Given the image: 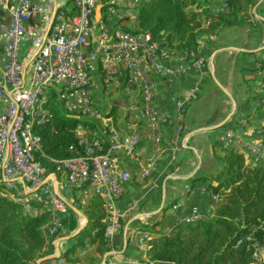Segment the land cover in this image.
I'll list each match as a JSON object with an SVG mask.
<instances>
[{
    "label": "built area",
    "instance_id": "built-area-1",
    "mask_svg": "<svg viewBox=\"0 0 264 264\" xmlns=\"http://www.w3.org/2000/svg\"><path fill=\"white\" fill-rule=\"evenodd\" d=\"M142 1L0 0V10L9 17L0 35V191L20 204L28 216L47 213L43 233L48 252L44 251V257L35 264L44 258L66 264L62 255L73 234L85 227L84 209L93 199L101 203L106 223L104 240L108 251L100 264H151L146 257H125L126 246L119 241L123 215L116 205L131 179L122 161L135 165L140 182L155 171L161 154L162 126L168 119L158 101L161 84L172 83L191 69H203L207 64L205 41L214 37L204 35L195 52L175 55L150 34L140 31L137 17ZM187 10L201 16L203 29L211 25L212 16L228 13L224 3L193 4ZM172 60L178 61L177 66L167 65ZM97 91L111 100L122 96L129 100L126 132L115 125L111 107L106 111L99 108ZM255 94L262 96L264 104V81L257 84ZM53 99L61 104L68 119L80 123L74 131L78 146L75 156L49 169L41 163V139L34 129L52 119ZM175 107L176 123L181 125L185 105L176 101ZM141 141L155 146L146 161L140 157ZM233 143L247 164L264 161V127L249 136L225 130L220 145L230 149ZM185 147L187 140L171 150L177 153ZM221 199L211 194L210 211L193 209L188 217L164 232L170 234L181 224L211 218ZM178 207L179 204L173 209ZM74 219L76 229L70 232L64 222L68 225ZM64 231H69L68 241L62 236ZM129 233L140 246L153 234L140 227ZM89 251L79 249L78 257L84 258ZM254 256L260 260L264 248Z\"/></svg>",
    "mask_w": 264,
    "mask_h": 264
},
{
    "label": "trees",
    "instance_id": "trees-1",
    "mask_svg": "<svg viewBox=\"0 0 264 264\" xmlns=\"http://www.w3.org/2000/svg\"><path fill=\"white\" fill-rule=\"evenodd\" d=\"M258 1L222 0L228 13L212 16L211 25L203 29L201 16L188 12L187 7L207 5V0H143L138 8V26L161 47L182 55L195 52L202 36L215 39L222 29L237 25L240 13L245 18H253L251 10ZM210 42L206 40L205 45L210 46ZM50 111V122L36 127L34 132L41 139L44 154L41 163L53 169L54 163L75 156L74 149L78 146L74 131L80 122L68 119L61 104L54 99ZM219 148L217 160L221 170L216 175L200 178L207 183L211 194L222 197L213 216L181 224L168 236L151 237L146 251L151 264H264V256L260 260L254 256L264 248V161L249 165L240 153L221 145ZM84 214L85 227L70 239L62 255L67 264H100L108 251L101 203L93 199ZM47 222V213L28 216L20 204L0 191V264H35L44 257L47 241L43 227ZM64 225L72 232L77 222L74 219ZM142 228L148 229V226ZM85 245L93 248V256L87 262L74 255L75 249Z\"/></svg>",
    "mask_w": 264,
    "mask_h": 264
},
{
    "label": "crops",
    "instance_id": "crops-1",
    "mask_svg": "<svg viewBox=\"0 0 264 264\" xmlns=\"http://www.w3.org/2000/svg\"><path fill=\"white\" fill-rule=\"evenodd\" d=\"M208 1L212 5L222 2ZM251 14L253 18L246 19L240 13L237 25L222 29L217 38L210 40L211 45L204 52L207 64L203 69H191L186 76L161 84L158 101L168 119L162 126L161 154L156 169L140 182L133 163L122 161L121 165L131 173L125 194L116 205L117 211L123 215L121 221L125 222L121 226L123 236L120 234L119 241L125 244L126 253L133 250L137 256L146 253L147 244L141 247L130 236L129 231L133 228L162 233L188 217L193 209L210 211L213 205L211 192L200 178L216 175L221 170L217 156L221 153L219 146L223 132L231 129L237 135L249 136L264 127L262 96L255 94L257 84L264 81V0L256 3ZM8 22V15L0 10V35ZM177 64V60L167 63L169 67ZM1 67L0 51V75ZM97 92L99 108L106 111L111 107L115 125L126 132L130 123V116L126 113L129 100L123 96L111 100L101 91ZM176 101H182L186 109L181 125L176 123ZM185 140L187 147L172 153L171 148ZM154 147L141 141V159L148 160ZM230 149L239 153L235 143ZM177 204L179 207L173 209ZM143 225L148 229H143ZM64 234L63 238L68 241L69 231ZM45 251L48 252V247ZM56 262L44 258L40 264Z\"/></svg>",
    "mask_w": 264,
    "mask_h": 264
},
{
    "label": "rangeland",
    "instance_id": "rangeland-1",
    "mask_svg": "<svg viewBox=\"0 0 264 264\" xmlns=\"http://www.w3.org/2000/svg\"><path fill=\"white\" fill-rule=\"evenodd\" d=\"M121 224V226H124V224H125V222L124 221H121L120 222ZM162 235H166V236H168L169 234H167V233H165V232H162V233H153L152 234V239L153 238H159L160 236H162ZM62 236H65L64 234H62ZM73 236H74V234H73ZM70 243L71 242H68V246L70 245ZM151 242L150 241H148L146 244V251L148 250V246H149V244H150ZM120 244H122V240L120 241ZM81 248H85V249H90V251L89 252H86V259H82L83 260V262H87V261H89L90 260V258L93 256V248L91 247V246H89V245H85V246H83V247H79V248H77L78 250L79 249H81ZM77 249H75V251H74V255H77L76 253L78 252V250ZM138 250V249H137ZM124 255H125V257H130V258H133V259H136V260H142L143 259V257H146V258H148L147 256H146V253L144 254V253H142V254H140V255H136V252L133 250V251H131V253H126V251H125V253H124Z\"/></svg>",
    "mask_w": 264,
    "mask_h": 264
},
{
    "label": "water",
    "instance_id": "water-1",
    "mask_svg": "<svg viewBox=\"0 0 264 264\" xmlns=\"http://www.w3.org/2000/svg\"><path fill=\"white\" fill-rule=\"evenodd\" d=\"M81 230H82V228H80L76 233H78V232L81 231ZM76 233H75V234H76Z\"/></svg>",
    "mask_w": 264,
    "mask_h": 264
}]
</instances>
